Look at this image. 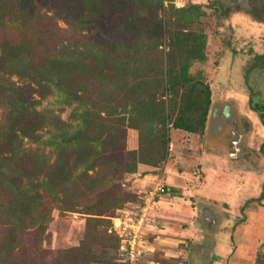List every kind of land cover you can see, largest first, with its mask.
I'll return each instance as SVG.
<instances>
[{"label":"rangeland","instance_id":"obj_1","mask_svg":"<svg viewBox=\"0 0 264 264\" xmlns=\"http://www.w3.org/2000/svg\"><path fill=\"white\" fill-rule=\"evenodd\" d=\"M103 1L102 34L145 31L158 75L101 103L91 96L67 104L53 94L42 106L92 136L121 129L133 171L102 163L99 177L82 182L93 183L80 200L94 214L54 208L52 220L26 230L2 264H127L123 245L132 232H123L122 222L140 218L138 264H250L253 256L263 264L264 204L247 201L264 185V65L254 64L264 54V0ZM185 74L196 85L193 112L205 109L203 88L212 90L204 130L174 126ZM236 119L245 133L237 156ZM164 187L175 192L162 193ZM5 231L0 226V248Z\"/></svg>","mask_w":264,"mask_h":264},{"label":"trees","instance_id":"obj_2","mask_svg":"<svg viewBox=\"0 0 264 264\" xmlns=\"http://www.w3.org/2000/svg\"><path fill=\"white\" fill-rule=\"evenodd\" d=\"M104 3L0 0V105L4 109L0 120V226L6 228L0 264L10 262L26 230H41L52 220L54 208L94 214L86 212L88 204L80 200L93 183L85 187L82 182L99 177L102 163L104 168L119 165L125 172L133 171L135 158L126 149L121 129L116 135L110 130L92 136L42 106L53 94L67 104L85 102L91 96L101 103L114 90L121 93L158 75L159 68L148 63L154 47L144 45L145 31L125 33L118 39L102 34L99 24L107 14ZM254 64L264 65V54ZM192 79L185 74L179 81L186 94L174 126L204 130L212 90L203 88L205 109L193 112L196 85ZM96 116L103 118L99 113ZM107 161L113 164L108 166ZM167 192L175 191L162 188V193ZM251 201L264 204V185L262 193L247 202Z\"/></svg>","mask_w":264,"mask_h":264},{"label":"built area","instance_id":"obj_3","mask_svg":"<svg viewBox=\"0 0 264 264\" xmlns=\"http://www.w3.org/2000/svg\"><path fill=\"white\" fill-rule=\"evenodd\" d=\"M143 218L136 223L130 222L129 220H123V232L126 233L128 229L132 232L131 239L128 243L123 245V249L126 251L127 264H138L139 258L141 257L140 241L143 233Z\"/></svg>","mask_w":264,"mask_h":264},{"label":"flooded vegetation","instance_id":"obj_4","mask_svg":"<svg viewBox=\"0 0 264 264\" xmlns=\"http://www.w3.org/2000/svg\"><path fill=\"white\" fill-rule=\"evenodd\" d=\"M262 121H264V118H263ZM232 134H233V135H234V134H236V135L238 134V137H239L238 140L234 142V149H235L236 153H234L233 155L237 156V152H238L239 149H240V148H239V143H241V142L243 141L244 136H245V133H244V131L240 128V125H239L237 119L233 121ZM262 205H263V204H262ZM255 263H256V259H255ZM256 264H260V263L258 262V263H256ZM263 264H264V263H263Z\"/></svg>","mask_w":264,"mask_h":264},{"label":"crops","instance_id":"obj_5","mask_svg":"<svg viewBox=\"0 0 264 264\" xmlns=\"http://www.w3.org/2000/svg\"><path fill=\"white\" fill-rule=\"evenodd\" d=\"M260 229H261V228H260ZM251 234H253V232H251ZM251 234H250V235H251ZM250 264H255V257H254V256L252 257V260H251V263H250Z\"/></svg>","mask_w":264,"mask_h":264}]
</instances>
